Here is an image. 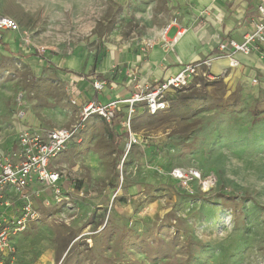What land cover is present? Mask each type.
Returning <instances> with one entry per match:
<instances>
[{"label": "rangeland", "instance_id": "obj_1", "mask_svg": "<svg viewBox=\"0 0 264 264\" xmlns=\"http://www.w3.org/2000/svg\"><path fill=\"white\" fill-rule=\"evenodd\" d=\"M184 2L0 0V16L18 22L32 50L46 46L50 57L82 58L83 72L107 49L165 30L180 19ZM259 75L258 87L233 77L177 95L165 113L138 114L132 131L148 143L129 153L123 119H90L59 160L68 200L57 204L42 195L52 202L37 201L42 219L16 237L17 252L7 264H264ZM19 109L26 112L22 121ZM77 122L61 70L14 56L0 42L3 149L24 126ZM180 167L214 177L216 187L204 192L196 182L195 194H186L170 177Z\"/></svg>", "mask_w": 264, "mask_h": 264}, {"label": "built area", "instance_id": "obj_2", "mask_svg": "<svg viewBox=\"0 0 264 264\" xmlns=\"http://www.w3.org/2000/svg\"><path fill=\"white\" fill-rule=\"evenodd\" d=\"M211 1L215 3L218 0ZM258 14L259 18L254 22V31L246 34L243 42L232 39L220 41L215 57L187 64L177 75L162 82L153 83L149 79L129 73L133 88L129 99L112 101L106 105L86 99L80 105L76 98L71 97L72 106L79 108L78 122L75 125L60 129L25 127L20 129L15 143L7 150L3 149L0 143V264L13 261L17 252L16 237L24 233L31 224L42 219L40 208L36 206L37 201L48 207L52 202L48 197L57 204L68 200V197H64L60 184L65 177L64 171L61 167H53L52 163L66 153L71 141L90 118L97 116L109 124H114L120 118L121 106L127 105L128 110L122 127L128 135L125 149L129 153L135 145L144 143V140L132 131L133 120L139 107L149 116L165 113L170 110L177 95L199 89L204 84L212 85L224 79L228 70L239 68L241 65L237 58L239 54L250 56L253 53H263L264 5L258 7ZM169 30L170 26L158 39L146 41L145 50L160 46L167 52L173 51L187 30L182 28L173 39L168 37ZM4 31L20 32L21 28L15 19L0 16V40ZM23 41L32 46L26 35ZM35 49L40 56L48 50L46 46H36ZM219 59H227L229 67L224 73L216 75L212 67ZM258 82L254 79L252 84L258 85ZM108 85L109 81L103 79H96L93 82L96 92L103 91ZM25 117L24 109L17 110L16 118L19 121L24 120ZM170 177L189 195H194L196 192L193 183L197 182L204 192H209L217 185L214 177L205 178L195 167L175 168L171 171ZM42 195L48 197L44 200Z\"/></svg>", "mask_w": 264, "mask_h": 264}, {"label": "crops", "instance_id": "obj_3", "mask_svg": "<svg viewBox=\"0 0 264 264\" xmlns=\"http://www.w3.org/2000/svg\"><path fill=\"white\" fill-rule=\"evenodd\" d=\"M260 5H264V0H218L215 3L211 0H187L182 6L181 14H179L180 19L176 22L173 19L168 22V26H170L168 37L170 39H173L182 28L187 30L173 51L167 52L160 46L145 50V42L158 39V33L164 30V26L163 29L161 28L162 30L155 32L152 37L144 36L126 42L120 50L107 49L105 56L101 58L99 63H89L87 71L83 72L79 71L82 67V58H64L55 55L50 57L48 50L44 55L40 56L36 49L32 50L31 46L23 41L25 35L23 36L21 31H4L0 42L14 56L24 60L37 59L39 64L59 68L62 77L66 81L69 101L72 97L76 98L80 105L86 99L96 100L106 105L112 101L127 100L132 96L133 88L129 73L137 74L153 83L162 82L177 75L187 64L215 57L218 53V45L224 39L243 42L245 35L254 31V22L259 18L258 7ZM262 51V54L253 53L250 56L239 54L237 58L241 65L233 70H228L229 61L227 59L216 60L213 63L212 71L214 74L220 75L228 70L226 77L222 79L224 81L240 76L239 78L245 79L247 80L246 82L253 85L252 81L257 79L259 81L258 85L254 86L258 87L262 80L259 74H264V45L262 46ZM32 53L36 57L31 55ZM96 79L107 80L109 85L103 91L96 92L93 88V82ZM72 107L78 111L79 117V108L76 106ZM127 110V105L121 106L120 119H123L120 123L121 126L125 120ZM141 113L146 114L139 107L133 124L138 114ZM30 126L28 128L42 129L39 126ZM60 128L69 127L64 126L52 129ZM138 136L143 140L140 135ZM147 143L146 141L145 145L135 146H146ZM125 152H127L126 149ZM59 160L60 158L55 160L52 166L60 167ZM65 181L67 180L64 177L60 183L64 194L67 192L65 191L66 186H64Z\"/></svg>", "mask_w": 264, "mask_h": 264}, {"label": "snow or ice", "instance_id": "obj_4", "mask_svg": "<svg viewBox=\"0 0 264 264\" xmlns=\"http://www.w3.org/2000/svg\"><path fill=\"white\" fill-rule=\"evenodd\" d=\"M225 227H226L225 222H224V220L222 219V220L220 221L219 225H218V229H219V231H220L221 234L224 233Z\"/></svg>", "mask_w": 264, "mask_h": 264}, {"label": "bare ground", "instance_id": "obj_5", "mask_svg": "<svg viewBox=\"0 0 264 264\" xmlns=\"http://www.w3.org/2000/svg\"><path fill=\"white\" fill-rule=\"evenodd\" d=\"M164 33H165V30H163L162 32L158 33V36L161 37Z\"/></svg>", "mask_w": 264, "mask_h": 264}]
</instances>
